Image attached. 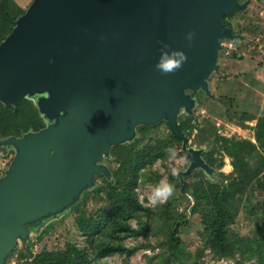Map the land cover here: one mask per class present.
<instances>
[{"label":"water","instance_id":"1","mask_svg":"<svg viewBox=\"0 0 264 264\" xmlns=\"http://www.w3.org/2000/svg\"><path fill=\"white\" fill-rule=\"evenodd\" d=\"M248 0H33L0 43V102L27 99L45 125L0 138L13 158L0 177V264L21 243L80 202L113 173L103 162L131 143L141 125L166 121L182 139L184 176L214 169L188 146L179 116L194 114L195 91L214 101L210 78L220 72L225 40L245 38L224 22ZM189 34H192L189 40ZM174 51L183 66L163 74L156 64ZM178 58V57H177Z\"/></svg>","mask_w":264,"mask_h":264},{"label":"trees","instance_id":"2","mask_svg":"<svg viewBox=\"0 0 264 264\" xmlns=\"http://www.w3.org/2000/svg\"><path fill=\"white\" fill-rule=\"evenodd\" d=\"M239 1L244 2V0ZM26 10L27 8L17 0H0V43L12 32L17 19ZM256 15L260 17L258 14ZM249 16V11L246 8H235L224 16V22L232 27L235 33L245 36V38L231 39L227 42L238 46L242 40L247 39L248 35L256 38L258 34H261L262 40H264L262 20L254 24L240 21V19ZM232 52L227 55L225 47H223L219 52V60L224 62L228 58L234 60L245 58L239 51ZM263 61L264 57L260 59L259 64L262 65ZM225 66L223 63L220 72L215 75L222 78L236 76L231 71L227 72L224 69ZM192 94L198 100L201 96L206 95L203 91H196ZM220 97L228 102L227 106L222 102H217L218 100L214 101L207 97L209 106H211L210 114L206 116L207 121L216 124L213 120L217 116L224 120V125L228 123L233 128L252 130V137H245L238 132H218L212 126L201 125L199 119L203 114L200 112V108L194 114L182 113L179 116L182 132L197 146L205 147L202 156L214 169L211 176L202 169L189 173L186 178L188 180L195 179L191 183L189 182L187 194L184 195L179 190L181 174L171 173L169 176L172 185H174V194L163 203L152 206L145 205L136 194L134 196L130 192L133 180H137L146 169L149 170L157 162L168 160L169 156L165 149L174 147L176 150L182 140L171 133L165 121L162 123L167 126V135L151 134V125L141 126L139 132L143 133L142 138L135 139L131 143L113 146L111 154L114 157L113 160L118 164L116 169H111L113 179L111 181L104 180L91 192L92 195L89 193V196L96 197L104 203L97 207L98 214H105L107 217L105 223L110 224L111 222L114 232L105 234L97 242H93L88 249L81 247L73 237H68L67 241L60 246L53 244L51 245L53 247H50L48 246L50 244H45L38 252H34L33 245L30 243L25 248L15 249L6 259L5 264H10L9 258L14 253H17V264H97L96 260L116 254L129 258L135 254L136 248L133 247L134 245H127L126 240L130 238L137 242L142 232L149 234L153 229L156 233L161 234L162 232L168 239V242L163 245V252L157 256V264H187L189 260V256L186 255L188 246L186 240L181 237V231L187 225L189 217L186 209L179 208L182 200L189 206L191 197L195 200L192 211H201V225L205 232L200 231V236L202 240H205V245L215 253L217 259L229 256L230 252L239 248L240 243L228 242L227 226L236 221L244 207L254 206L256 212L264 207V114L259 115L250 109L242 110L234 104L237 103L234 97ZM254 121L255 124H251ZM44 125V120L32 101L23 100L17 109L12 105L0 102V138L10 135L21 136L29 129L38 130ZM157 126H160V123ZM146 135L149 137L146 138ZM226 157L230 158L233 166V170L228 173L223 171ZM154 174L157 186L160 184L161 174L156 172ZM100 193L105 196L101 197ZM83 200L73 205L71 211L79 215L78 212L85 203ZM107 203L110 207L107 206ZM158 216L164 219L163 227L154 225ZM258 218L264 220L262 216H258ZM133 219L138 221L136 226L132 223ZM94 222L97 229L93 233L88 232L89 225L93 226ZM79 225L84 234L89 235L87 240L91 238L92 241H95L99 238L92 234L98 235L101 232V221H94L91 218L87 224L83 221ZM262 230L263 228H261V233H263ZM43 237L44 235L38 236L39 240H42ZM241 245L239 250L240 253L243 252L244 258L239 262L240 264L245 263L246 255L258 259L255 264H264V254L261 251L264 249V236L256 238L250 243L243 242Z\"/></svg>","mask_w":264,"mask_h":264},{"label":"rangeland","instance_id":"3","mask_svg":"<svg viewBox=\"0 0 264 264\" xmlns=\"http://www.w3.org/2000/svg\"><path fill=\"white\" fill-rule=\"evenodd\" d=\"M17 1L23 7H26L28 9L33 0ZM246 9H248L250 16L248 18L240 19L242 23L249 22L251 24H254L259 23L262 20L264 24V0H251V3H249V7ZM256 14H258L262 19L260 17H257ZM226 44L227 46L223 47H225L227 55L233 53L232 51H239L242 53V55H244L245 58L243 60H234L233 58H228L224 62H221L219 60V70H221V65L225 63L226 66L224 67V69L227 72L231 71L235 73L236 76L222 78L217 74L215 75L214 73L210 78L212 93L219 98L217 102H222L225 106L228 105V102H226V100L220 96L234 97L237 100V103L234 104H236V106L238 105V107L242 110L250 109L259 115H263L264 61L262 65L259 64L260 59L264 57V40H262V35L258 34L256 38L251 35H248L247 39L242 40L238 46L232 42H226ZM207 99V95L201 96L199 98V104L195 108V111L200 108V112L203 114L199 119L201 125L212 126L218 132H238L239 134L245 137L253 136L252 130L240 129L239 127L233 128L232 126H229L228 123L224 125V120L217 116H215L213 120L214 122H216V124H211L209 121H207L206 116L210 114L211 109V106H209V100ZM162 122L163 121L159 122L160 126H157V124L159 123L153 125L150 133L154 135H167V126ZM252 124L254 125L255 121L252 122ZM139 127L138 136L136 139H140L143 137V133L141 134L139 132ZM148 137L149 135H146V138ZM190 144L192 146H195L193 140L190 142ZM113 159L114 157L112 156L111 158H105L103 160V162L107 164L112 170L116 169L118 166L117 162H115ZM11 160L12 154H0V177L4 174V169L9 166ZM225 160L226 162L223 171L228 173L233 170V166L229 157H226ZM188 164L189 162L186 160L184 153L181 151V145H178V147L176 148V156L174 158H169L164 162L159 161L149 170L146 169L143 174H141V176L137 178V180H133V184L130 187V192L134 196L136 194L140 201L143 202L145 205L152 206L153 204L149 203V195L154 191L156 187V177L154 176V172L161 174V179L159 181L160 183L164 182L173 184L171 182L169 174L175 172L178 175L182 173L184 170L187 169ZM187 176L188 175H185L183 178L187 182L185 188L186 191L187 186H189V182L191 183L192 180L195 179L191 178L188 180L186 178ZM104 180L111 181L110 179L105 177L104 174L95 176V181L97 185L93 189L88 190L84 193V196L80 201L84 199L83 201L85 203L82 205L80 212H78L79 215L76 212L71 211L73 207L72 206L69 211L65 214L57 218L42 222L41 226L44 225V228L42 230H39L40 228H38L37 232H39L37 234H32L33 236L25 245L19 243L16 249H19L20 247L25 248L28 244L31 243L33 245L34 252H38L45 244H50L48 245L50 247H53L51 246L53 244H58L59 246L63 245L67 241L68 237H73L76 243H78L81 247H85L88 249L93 242H97L105 234L113 233V224L111 222L110 224L105 223V219L107 218L105 214H98L99 212L97 210V207L103 205L104 203L102 201H99V199L96 197L89 196V193L95 190V188L98 187L100 183H103ZM181 189L182 183L179 187V190L180 193L186 195ZM92 194L93 193H91V195ZM100 195L101 197L105 196L102 195V193H100ZM108 204L109 203H107V206ZM194 204L195 200L193 197H191L189 206L187 203L185 204L184 200H182L179 208H183V210L186 209L187 215L189 217L187 225H185L184 229L181 231V237L186 240L188 246V252L186 255L189 256V260L187 264H240L239 262L242 261L244 258L242 256L243 252L240 253L241 251L239 250V248L242 246L241 244H243V242L250 243L256 238H262L264 236V226L262 227V225L264 224V220H260L258 218V216L264 217V207H262L259 211L256 212L254 210V206H246L241 209L236 221L227 226L228 242H239V248H237L234 252H230L229 256L217 259L215 258V253L205 245V240H202V237L200 236V231L203 230V232H205V230L202 229L201 225V211H192ZM108 207H110V205ZM70 212L72 213L69 214ZM91 218H93L94 221H101L102 225L101 232L98 235L92 234L94 237H99L95 241H92L91 238L87 240L89 235L84 234L83 229L80 228L79 225L83 221H85L87 224V221ZM136 219L132 220L134 226H136L138 222ZM155 222V226H164V219L162 217L158 216L155 219ZM91 226L92 225H89L88 232L93 233L97 229V226L95 225V222L93 223L92 228ZM261 228H263V233H261ZM153 230H151L149 234H144L142 232V235L139 237L137 242L134 239L130 238L126 240L127 245H134L133 247L136 248L135 254L131 257L126 258V256L116 254L111 257L100 259L98 261L96 260L97 264H157V256H159V253L163 252V245L165 242H168V239L166 236L163 235L162 232L160 234L158 232H154ZM39 235H44L42 240H39ZM261 251H263L264 254V249ZM16 257L17 253H14L9 258L8 262L10 264H17ZM244 260V264H255L256 261H258V259L250 258L248 255H246Z\"/></svg>","mask_w":264,"mask_h":264},{"label":"clouds","instance_id":"4","mask_svg":"<svg viewBox=\"0 0 264 264\" xmlns=\"http://www.w3.org/2000/svg\"><path fill=\"white\" fill-rule=\"evenodd\" d=\"M188 38H189V40H191L192 34H189ZM226 42H227V40H225L223 46H227ZM186 60H187V56H186V54L184 52L174 51L171 55L168 56V58L166 60H163L162 62H158L156 64V69L158 71L162 72L163 74H172V73H175L176 71H178L183 66L184 62H186ZM198 104H199V100H198ZM194 113H195V111H194ZM151 126H153V125H151ZM191 141H192L191 139H188V146H192L190 144ZM180 145H181V151L184 153V155L186 157V153L183 151V148H182L183 143L181 142ZM193 147H195V148H205L204 146L199 147L196 144ZM165 152L169 156L170 159L174 158L176 156V150H175L174 147L166 148ZM11 153L9 155H11ZM12 158H13V154H12ZM186 160L188 161L187 157H186ZM173 174L175 175L176 173L174 172ZM174 191H175L174 185H172L170 183L161 182L160 184H158L155 187L154 191L152 193H150V195H149V203L153 204V205L163 203V202H165L168 198H170L174 194Z\"/></svg>","mask_w":264,"mask_h":264},{"label":"flooded vegetation","instance_id":"5","mask_svg":"<svg viewBox=\"0 0 264 264\" xmlns=\"http://www.w3.org/2000/svg\"><path fill=\"white\" fill-rule=\"evenodd\" d=\"M244 1H245V0H244ZM248 1H249V3H251V0H248ZM249 3H248V7H249ZM248 7H247V8H248Z\"/></svg>","mask_w":264,"mask_h":264}]
</instances>
